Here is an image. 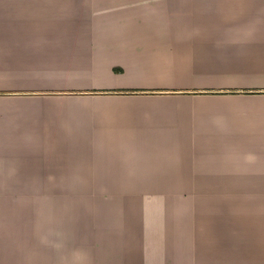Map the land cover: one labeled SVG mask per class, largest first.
Here are the masks:
<instances>
[{
    "label": "crops",
    "instance_id": "obj_1",
    "mask_svg": "<svg viewBox=\"0 0 264 264\" xmlns=\"http://www.w3.org/2000/svg\"><path fill=\"white\" fill-rule=\"evenodd\" d=\"M0 264H264V0H0Z\"/></svg>",
    "mask_w": 264,
    "mask_h": 264
},
{
    "label": "rangeland",
    "instance_id": "obj_2",
    "mask_svg": "<svg viewBox=\"0 0 264 264\" xmlns=\"http://www.w3.org/2000/svg\"><path fill=\"white\" fill-rule=\"evenodd\" d=\"M86 190H91V189H87V188H83L81 189L80 191H86ZM161 244H164V243H161ZM163 247V245H161ZM160 246V248L162 249V247ZM166 248H167V245H166Z\"/></svg>",
    "mask_w": 264,
    "mask_h": 264
},
{
    "label": "bare ground",
    "instance_id": "obj_3",
    "mask_svg": "<svg viewBox=\"0 0 264 264\" xmlns=\"http://www.w3.org/2000/svg\"><path fill=\"white\" fill-rule=\"evenodd\" d=\"M157 227V226H156Z\"/></svg>",
    "mask_w": 264,
    "mask_h": 264
}]
</instances>
